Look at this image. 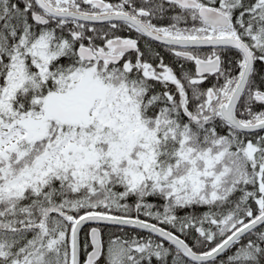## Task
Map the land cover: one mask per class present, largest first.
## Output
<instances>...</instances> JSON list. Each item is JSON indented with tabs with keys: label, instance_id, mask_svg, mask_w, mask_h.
Listing matches in <instances>:
<instances>
[{
	"label": "snow or ice",
	"instance_id": "6c2138e0",
	"mask_svg": "<svg viewBox=\"0 0 264 264\" xmlns=\"http://www.w3.org/2000/svg\"><path fill=\"white\" fill-rule=\"evenodd\" d=\"M0 264H264V0H0Z\"/></svg>",
	"mask_w": 264,
	"mask_h": 264
}]
</instances>
